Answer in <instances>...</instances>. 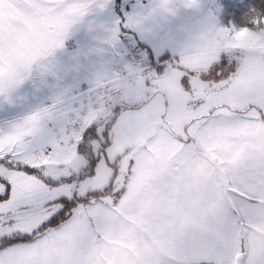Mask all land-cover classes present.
I'll return each mask as SVG.
<instances>
[{
  "label": "snow or ice",
  "instance_id": "snow-or-ice-1",
  "mask_svg": "<svg viewBox=\"0 0 264 264\" xmlns=\"http://www.w3.org/2000/svg\"><path fill=\"white\" fill-rule=\"evenodd\" d=\"M0 264H264V0H0Z\"/></svg>",
  "mask_w": 264,
  "mask_h": 264
},
{
  "label": "crops",
  "instance_id": "crops-1",
  "mask_svg": "<svg viewBox=\"0 0 264 264\" xmlns=\"http://www.w3.org/2000/svg\"><path fill=\"white\" fill-rule=\"evenodd\" d=\"M223 71H225L224 67L216 66L214 70L213 69H209L207 71L206 75L211 79V78H214V76L216 74L222 73Z\"/></svg>",
  "mask_w": 264,
  "mask_h": 264
},
{
  "label": "rangeland",
  "instance_id": "rangeland-1",
  "mask_svg": "<svg viewBox=\"0 0 264 264\" xmlns=\"http://www.w3.org/2000/svg\"><path fill=\"white\" fill-rule=\"evenodd\" d=\"M213 2H214V0H205V3L208 4L209 6H211ZM228 22H229V24L235 23L232 20H229ZM228 22H226L224 19H221V23H228ZM242 23H247L246 17L240 18L238 23H235V24H242Z\"/></svg>",
  "mask_w": 264,
  "mask_h": 264
},
{
  "label": "trees",
  "instance_id": "trees-1",
  "mask_svg": "<svg viewBox=\"0 0 264 264\" xmlns=\"http://www.w3.org/2000/svg\"><path fill=\"white\" fill-rule=\"evenodd\" d=\"M230 20H232L233 22H235V23H238V21L239 20H237V19H230ZM226 22H228L229 20H225ZM243 24V23H242Z\"/></svg>",
  "mask_w": 264,
  "mask_h": 264
}]
</instances>
